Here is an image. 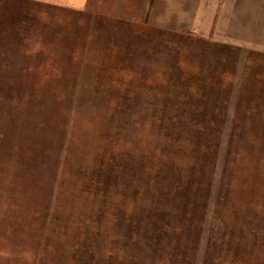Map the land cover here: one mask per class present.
Returning <instances> with one entry per match:
<instances>
[{
	"label": "rangeland",
	"instance_id": "obj_1",
	"mask_svg": "<svg viewBox=\"0 0 264 264\" xmlns=\"http://www.w3.org/2000/svg\"><path fill=\"white\" fill-rule=\"evenodd\" d=\"M151 3L0 0V264H264V0Z\"/></svg>",
	"mask_w": 264,
	"mask_h": 264
},
{
	"label": "crops",
	"instance_id": "obj_2",
	"mask_svg": "<svg viewBox=\"0 0 264 264\" xmlns=\"http://www.w3.org/2000/svg\"><path fill=\"white\" fill-rule=\"evenodd\" d=\"M45 2L60 7H72L75 9H83L87 5L88 0H35ZM152 0L149 6V15L151 16L153 23L154 21L164 20L169 21L170 17H174L175 13H184V16L191 26H200V19L204 17L202 13L205 10L218 11L222 8V4L227 6L229 0ZM209 2V3H208ZM226 4V5H225ZM203 5H208L207 8L203 9ZM225 9V8H224ZM187 13V14H185ZM173 24V23H172ZM193 24V25H192Z\"/></svg>",
	"mask_w": 264,
	"mask_h": 264
},
{
	"label": "trees",
	"instance_id": "obj_3",
	"mask_svg": "<svg viewBox=\"0 0 264 264\" xmlns=\"http://www.w3.org/2000/svg\"><path fill=\"white\" fill-rule=\"evenodd\" d=\"M76 162V161H75Z\"/></svg>",
	"mask_w": 264,
	"mask_h": 264
}]
</instances>
